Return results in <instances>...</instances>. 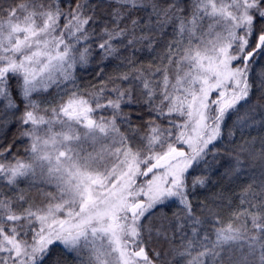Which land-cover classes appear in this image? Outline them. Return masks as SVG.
Segmentation results:
<instances>
[{
  "label": "snow or ice",
  "instance_id": "snow-or-ice-1",
  "mask_svg": "<svg viewBox=\"0 0 264 264\" xmlns=\"http://www.w3.org/2000/svg\"><path fill=\"white\" fill-rule=\"evenodd\" d=\"M0 264H264V0H0Z\"/></svg>",
  "mask_w": 264,
  "mask_h": 264
},
{
  "label": "trees",
  "instance_id": "trees-1",
  "mask_svg": "<svg viewBox=\"0 0 264 264\" xmlns=\"http://www.w3.org/2000/svg\"><path fill=\"white\" fill-rule=\"evenodd\" d=\"M108 71H111V69H108ZM80 76H81V79H80L79 83H81V84L87 83L89 80L92 79L91 69H89V71H87V72H84V71L80 72ZM46 99H51V97L48 96V97H46ZM13 131H14V129H13ZM255 134L256 133L253 132V135H255ZM9 135H11V133ZM224 184L226 186L227 185V181H225ZM20 187L21 188H26L27 185H26V183L22 182L20 184ZM233 187L235 188V186H233ZM236 190H238V189H236ZM234 203H235V201H234ZM228 215H229V210L227 208H225L224 212L222 213V216L226 219ZM69 259H71V258L69 257Z\"/></svg>",
  "mask_w": 264,
  "mask_h": 264
}]
</instances>
